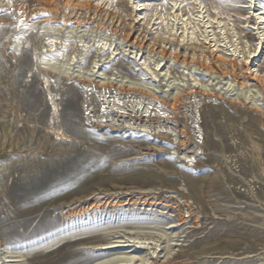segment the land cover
Instances as JSON below:
<instances>
[{
	"label": "rangeland",
	"instance_id": "374dc122",
	"mask_svg": "<svg viewBox=\"0 0 264 264\" xmlns=\"http://www.w3.org/2000/svg\"><path fill=\"white\" fill-rule=\"evenodd\" d=\"M259 16L264 0H0V264H264ZM103 81L180 97L176 125L117 119L106 101L168 115Z\"/></svg>",
	"mask_w": 264,
	"mask_h": 264
},
{
	"label": "bare ground",
	"instance_id": "6f19581e",
	"mask_svg": "<svg viewBox=\"0 0 264 264\" xmlns=\"http://www.w3.org/2000/svg\"><path fill=\"white\" fill-rule=\"evenodd\" d=\"M142 1H147V0H142ZM138 3L139 2H136V6H135L136 9H138V7H140V6H138ZM139 10H143V9H139ZM139 17H140V15L139 14H136V21L139 20ZM255 23H256L257 30H261V34H262L261 36L264 37V18L259 16L258 18L255 19ZM121 37H122L121 40H123L125 42H131L130 44L132 46H137L139 48H143V44L138 43V38H133L132 32H130L129 34L123 35ZM258 40L260 42L258 44L259 45L258 48H256V49H257V51L259 53L260 50L262 49L263 41H262V39H258ZM156 41L157 40H155L153 43H150V47H148L149 48V51L153 52L154 54H157V55L161 56L164 59H173L174 61H177V62L180 60V62H182V63L183 62H186V61L195 62V63L201 62V63H203L202 66L204 68H206V69H212L211 68L212 66L210 67L209 60H208V57H210V55L208 54V52H205V53L201 52L199 58H194V59H191L190 60V59H187L188 55L186 57V54L181 55V53H173L172 51L171 52H168V50L165 49V47H161V44H159ZM161 41H162V43L164 42L163 40H161ZM257 58L258 57H253L252 60H255ZM246 69L248 70L249 67H246ZM84 84L86 86H88V87H92L93 86L92 83H84ZM96 85H97V88L99 90H101V92H103L105 90L108 91V93L111 92V91H113V92H118L121 95H130L132 93H137V94H140V95H143V96H147L148 98H151L152 100L159 101V98L155 94L148 93V92H146L144 90H141L140 88L137 89V88L132 87L130 85H124V84L118 85V84L112 83L110 81H108V82L106 81V83L104 81L103 82H98ZM159 102L164 106V108H165V110L167 112V115H168L167 117H163V116H159V115L158 116H155V115H152L151 113L149 115H143V114H138V113H135V115H133V116L128 115V114L125 115V112H124L125 109H123V106H119V104L116 103L113 100L106 101V103L108 104V107L112 111H116V109L119 110L117 112H112V114L114 113L115 114V117H117V119L118 118H123L124 120L122 122H131V123H134V124L138 122L139 124H141V123L146 124L147 127H151V126H154L155 124H158L157 128H163L164 126H160L161 124H164V125H166V124L176 125L175 116H176V114H178L179 107L182 105L180 103V97L179 98L178 97H175L171 101L161 100ZM122 109L124 111H122ZM153 112H156V111H153ZM179 134H180V136H182L184 138V140L186 139L185 138L186 131H185L184 128H182L181 130H179ZM185 145H186V142H184L183 140L178 143V146L180 148H184ZM107 201L109 203H117L118 202V200L112 199L111 197H109L107 199ZM125 201L130 202L131 199L129 198V199H126ZM87 202L88 203H85V205H88V206H94L95 204H100L99 201H96L95 204H94V202H93L92 199H90ZM79 207H80V205L78 204V205H76V206H74L72 208L75 209V210H77ZM63 235H68V234L67 233L60 234L59 235V238H60L61 241L64 240V236ZM129 247H131L129 244H122V242H118L116 244L106 245V246L103 247V249H106V250L107 249H115V248H125L126 249V248H129ZM131 260H132L131 258H128V259L126 258V259H122L121 260L120 258H116L115 259L113 257L111 259L104 260V261L98 262L96 264H127Z\"/></svg>",
	"mask_w": 264,
	"mask_h": 264
}]
</instances>
